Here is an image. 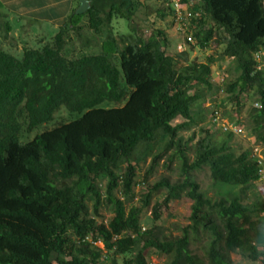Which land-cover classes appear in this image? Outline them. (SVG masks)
I'll return each instance as SVG.
<instances>
[{
	"label": "trees",
	"instance_id": "16d2710c",
	"mask_svg": "<svg viewBox=\"0 0 264 264\" xmlns=\"http://www.w3.org/2000/svg\"><path fill=\"white\" fill-rule=\"evenodd\" d=\"M195 1L200 15L190 20V47L205 48L212 39L224 45L221 56L238 72L226 91L238 103L242 95L254 97L248 129L264 146V67L254 60L264 52V0ZM143 5L89 0L86 12L73 8L53 36L23 47L20 57L0 48V264H149V252L167 257L166 264H205L189 249L190 233L201 231L209 234L208 264H235L233 253L264 264L263 225L251 219L263 208L244 203L259 180L252 151L235 154L228 144L235 134L224 132L226 140L199 139L190 160L180 135L202 117L191 110L212 87L215 60L177 67L164 31L147 39L137 34L133 19ZM118 18L133 34L114 35L111 22ZM178 56L186 60L184 51ZM61 107L78 118L21 141ZM178 117L183 120L172 124ZM168 151V161L179 162L180 179L147 186L141 204H134L133 161L151 156L146 181ZM204 165L227 188L217 200L194 178ZM163 188L165 204L182 197L192 202L181 236L157 226L141 229L152 193ZM160 206L151 207L155 220ZM102 207L112 212L108 222L96 217ZM98 240L103 248L93 243Z\"/></svg>",
	"mask_w": 264,
	"mask_h": 264
},
{
	"label": "rangeland",
	"instance_id": "374dc122",
	"mask_svg": "<svg viewBox=\"0 0 264 264\" xmlns=\"http://www.w3.org/2000/svg\"><path fill=\"white\" fill-rule=\"evenodd\" d=\"M143 2L136 12V16L133 19V23L136 27L137 34L142 39H147L154 30H162L166 35L167 53L174 56L177 60V67L182 68L190 66L193 62H205L208 57H213L215 60L211 66L212 72L210 74V82L212 87L210 90L204 88L202 93L205 96L202 102L197 103L191 110L192 115H196L198 118L202 114V117L197 119L194 125L189 128L181 130L180 135L183 142L187 143V155L190 160L193 159V149L196 142L204 137L211 136L213 141L226 140L227 135L222 130V124L226 122H236L243 127V133L240 135H233L228 140V144L231 146L235 154H239L245 150L250 149L252 153L254 148L258 149L257 154L264 160V146L255 142L253 136L249 132V119L247 117V108L251 104L252 98L246 99L245 95L240 96L239 103L236 99L232 98V94L226 91V87L235 80L238 72L227 57H222V50L224 45L217 40L212 39L208 46L201 48L191 44L182 46V42L185 39V30L181 24H177L174 19L172 11L168 9L162 0H140ZM193 4L194 0L191 1ZM72 9H69L67 17L72 14ZM77 8L74 9V12ZM76 14V13H75ZM80 15V14H77ZM66 17V19H67ZM80 22H84V16L79 18ZM188 21V20H187ZM5 22L0 20V48L9 50L13 55L20 57L23 47H33L36 44H40L41 41H47L56 32V29L50 27L43 28V30L37 26H26V29H20L19 26L12 27V31L6 32ZM112 31L114 35L119 38L121 35L132 33L129 28V22L126 19L118 18L111 22ZM188 25V24H187ZM39 26V25H38ZM42 38V39H41ZM185 52L186 60L178 54ZM96 53V51H95ZM260 67H264V52L260 60ZM246 104V105H244ZM104 106V104H102ZM217 111L216 113H214ZM78 114L68 112L64 107L57 110L53 116V119L45 124L38 126L29 133V137L23 136L21 141H27L33 139L37 134L52 129L60 123H65L78 118ZM183 118L178 117L172 121V124L181 122ZM168 151L164 153L163 157L151 170V174L147 180L144 181L146 170L149 167L151 156L134 162L137 169V184L133 188V200L136 205H140V198L146 192L147 186L158 182L162 178H168L170 182H175L180 179L179 174V162L174 159L172 162L168 161L167 157L170 155ZM195 180L198 182L200 189L211 200H217L220 195H224L227 188L223 185L215 184L211 177L208 166L204 165L201 168L193 172ZM236 189H233V191ZM168 195L166 189H161L158 192H153L150 199L149 208L141 216V226L148 229L152 226H157L161 232L169 237L181 236L184 227L190 224L191 214V201L182 197L180 199H171L166 204L164 202ZM117 196L120 194L117 192ZM158 203L160 206V217L154 219L151 213V207L153 204ZM245 204L251 207L263 208L257 213L251 214V219L257 223L262 224L264 229V180H259L250 187L248 191V197L244 200ZM128 205V204H127ZM93 213V210L91 208ZM99 216H96L98 220L108 222L112 216V212L107 207H102L99 211ZM253 241L255 236L252 230L249 232ZM209 234L203 231L198 234L190 233L189 249L193 254L199 256L205 264H208L205 256L206 243L208 242ZM98 247L103 248L102 243L97 244ZM232 258L235 264H260L259 262H252L244 257H241L235 253L232 254ZM147 259L149 263L166 264L168 258L162 255H158L156 252L147 253ZM104 264V263H102Z\"/></svg>",
	"mask_w": 264,
	"mask_h": 264
},
{
	"label": "crops",
	"instance_id": "0c3cea01",
	"mask_svg": "<svg viewBox=\"0 0 264 264\" xmlns=\"http://www.w3.org/2000/svg\"><path fill=\"white\" fill-rule=\"evenodd\" d=\"M72 5L77 8L79 3L75 0H0V20L10 27L9 31L15 26L25 30V25L33 23L42 30L46 27L57 30Z\"/></svg>",
	"mask_w": 264,
	"mask_h": 264
},
{
	"label": "built area",
	"instance_id": "2783aa9c",
	"mask_svg": "<svg viewBox=\"0 0 264 264\" xmlns=\"http://www.w3.org/2000/svg\"><path fill=\"white\" fill-rule=\"evenodd\" d=\"M170 11H172L173 16L177 24H181L183 26V29L186 31L185 32V39L182 42V46H186V44H193L194 39L191 37L190 34V20L193 17L199 16V12L195 11L192 9V2H184L182 0H162ZM188 20V21H187ZM188 24V25H187ZM263 53L259 52L254 55V60L258 62L257 69L260 68V60L262 57ZM257 105V104H256ZM216 113V112H215ZM222 130L223 132H232L235 135H240L242 134L243 127L235 122H226L225 124H222ZM255 153H252V157H254L257 160L258 163V175H259V180H264V160L261 156L257 154L258 149L254 148ZM258 180V181H259ZM142 230L145 228L142 227ZM87 240H90V238H86ZM95 245L98 243H101L99 240L93 242ZM149 264H155V263H149Z\"/></svg>",
	"mask_w": 264,
	"mask_h": 264
},
{
	"label": "water",
	"instance_id": "95a60500",
	"mask_svg": "<svg viewBox=\"0 0 264 264\" xmlns=\"http://www.w3.org/2000/svg\"><path fill=\"white\" fill-rule=\"evenodd\" d=\"M78 7L75 10L76 14H83L84 12L87 11V9L89 8V1L88 0H78Z\"/></svg>",
	"mask_w": 264,
	"mask_h": 264
}]
</instances>
